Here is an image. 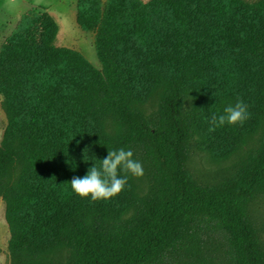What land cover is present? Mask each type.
Wrapping results in <instances>:
<instances>
[{"label": "trees", "instance_id": "trees-1", "mask_svg": "<svg viewBox=\"0 0 264 264\" xmlns=\"http://www.w3.org/2000/svg\"><path fill=\"white\" fill-rule=\"evenodd\" d=\"M75 22L94 34L99 69L55 46L46 12L23 15L0 46L10 264L63 252L69 260L56 264H210V239L228 264H264L249 212L264 195V0H77ZM150 98L157 110L147 113ZM237 99L249 119L213 126ZM251 125L262 139L245 167L214 187L191 178L208 129L236 132L239 145ZM120 148L147 166V194L132 195L129 179L108 200L71 191L73 177Z\"/></svg>", "mask_w": 264, "mask_h": 264}, {"label": "rangeland", "instance_id": "rangeland-1", "mask_svg": "<svg viewBox=\"0 0 264 264\" xmlns=\"http://www.w3.org/2000/svg\"><path fill=\"white\" fill-rule=\"evenodd\" d=\"M104 1V0H102ZM146 2L148 0H142ZM77 0H0V46L12 33L21 17L28 13L46 12L58 25L55 46L73 49L82 54L95 68L99 69L95 47L94 34L82 31L75 22ZM158 98H150L145 105L146 112H155ZM7 116L3 98L0 95V143L7 127ZM243 143L236 142V132L220 135L212 129L206 131L207 146L203 150L194 149L188 162L191 178L204 187H214L226 182L237 174L256 154L261 143L262 132L258 126H252L246 131ZM198 141H203L195 137ZM143 166V175L134 177L128 175L129 190L132 195L142 197L151 186V178L147 166L136 157ZM124 206V204H123ZM127 209L125 216L131 213ZM250 216L253 226L257 229L260 241L264 246V195L255 200L250 206ZM9 229L5 221V205L0 199V264H10L8 243ZM204 247L203 257L210 264H228L223 245L217 240L210 239ZM67 262L68 252L47 259L46 264H56L57 261Z\"/></svg>", "mask_w": 264, "mask_h": 264}, {"label": "clouds", "instance_id": "clouds-1", "mask_svg": "<svg viewBox=\"0 0 264 264\" xmlns=\"http://www.w3.org/2000/svg\"><path fill=\"white\" fill-rule=\"evenodd\" d=\"M249 117L248 105L237 99L235 104L223 109V114L213 115L210 123L213 126L242 125ZM121 172L125 174L122 177ZM129 174L141 177L143 166L133 159L132 150L120 148L108 150L106 158L100 160L99 167L92 165L86 175L82 178L73 177L68 183L71 191L81 199L90 197L91 201L108 200L124 189Z\"/></svg>", "mask_w": 264, "mask_h": 264}]
</instances>
